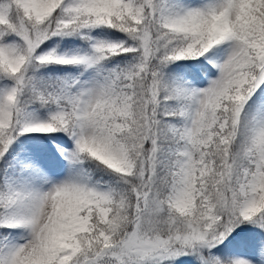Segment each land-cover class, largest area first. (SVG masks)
I'll return each mask as SVG.
<instances>
[{"label":"snow or ice","instance_id":"snow-or-ice-1","mask_svg":"<svg viewBox=\"0 0 264 264\" xmlns=\"http://www.w3.org/2000/svg\"><path fill=\"white\" fill-rule=\"evenodd\" d=\"M0 264H264V0H0Z\"/></svg>","mask_w":264,"mask_h":264}]
</instances>
